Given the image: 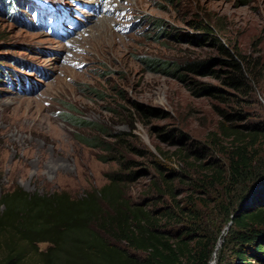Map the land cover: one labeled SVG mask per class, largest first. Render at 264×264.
Instances as JSON below:
<instances>
[{
  "label": "rangeland",
  "instance_id": "374dc122",
  "mask_svg": "<svg viewBox=\"0 0 264 264\" xmlns=\"http://www.w3.org/2000/svg\"><path fill=\"white\" fill-rule=\"evenodd\" d=\"M79 1L75 15L84 24L55 38L27 26L12 0H0V197L15 187L78 196L133 160L129 194L141 202L158 196L150 185L163 184L159 160L184 173L175 181L178 197L204 199L196 208L206 227L221 228L217 264L231 225L213 207L223 189L207 194L194 183L205 178L204 163L229 161L231 130L264 126V0ZM199 22L210 25L217 46L240 54L247 69L239 87L183 67L210 59L227 68L220 49L199 40ZM200 83L224 97L198 92ZM261 140L254 153L264 165ZM163 198L159 204L170 203Z\"/></svg>",
  "mask_w": 264,
  "mask_h": 264
},
{
  "label": "trees",
  "instance_id": "16d2710c",
  "mask_svg": "<svg viewBox=\"0 0 264 264\" xmlns=\"http://www.w3.org/2000/svg\"><path fill=\"white\" fill-rule=\"evenodd\" d=\"M198 28L202 29L199 40L218 47L223 55L218 62L227 68H214L210 59L190 60L183 67L223 77L236 88L242 85L247 68L240 54L217 46L209 24L199 22ZM198 92L224 97L220 88L205 83H200ZM245 129H230L234 146L229 161L223 164L212 158L204 163L208 172L194 183L205 187L207 194L216 186L223 189L213 207L229 217L231 225L217 264H264V165L254 153L264 137V126L245 125ZM153 161L163 184L152 180L158 198L141 202L129 194L128 184L137 179L133 160L124 162L126 170L108 172L103 186L78 196L67 190L42 193L15 187L5 191L0 197V264H210L221 228L206 227L196 208L204 199L178 197L175 181L182 179V171ZM165 196L170 203L159 204ZM41 242L48 246L41 248Z\"/></svg>",
  "mask_w": 264,
  "mask_h": 264
},
{
  "label": "clouds",
  "instance_id": "9594fccd",
  "mask_svg": "<svg viewBox=\"0 0 264 264\" xmlns=\"http://www.w3.org/2000/svg\"><path fill=\"white\" fill-rule=\"evenodd\" d=\"M76 1L79 2L80 4L77 3V6H74V4L72 3V9H74V11H72V14L74 15L73 16V19L75 20V25H73V27H71V32H73V30L75 28H78L79 27V29H80V27H82V24H84V23L81 24V21L75 15V13L79 14L80 16L82 15L81 13H79V11L77 10V8H78V5H81L82 4L81 2H83V1H81V2L79 0H76ZM84 6H86L88 8H92V5H90L89 3H85ZM99 9H100V7H99ZM99 9H96V10L99 11ZM81 19H83V18H81ZM46 33H48L49 35H51V36H53L55 38H61V37L54 36L53 34H51L49 32H46Z\"/></svg>",
  "mask_w": 264,
  "mask_h": 264
},
{
  "label": "bare ground",
  "instance_id": "6f19581e",
  "mask_svg": "<svg viewBox=\"0 0 264 264\" xmlns=\"http://www.w3.org/2000/svg\"><path fill=\"white\" fill-rule=\"evenodd\" d=\"M210 264H214V261H213V262H211Z\"/></svg>",
  "mask_w": 264,
  "mask_h": 264
},
{
  "label": "water",
  "instance_id": "95a60500",
  "mask_svg": "<svg viewBox=\"0 0 264 264\" xmlns=\"http://www.w3.org/2000/svg\"><path fill=\"white\" fill-rule=\"evenodd\" d=\"M231 223V222H230ZM229 226H227V228H228Z\"/></svg>",
  "mask_w": 264,
  "mask_h": 264
}]
</instances>
